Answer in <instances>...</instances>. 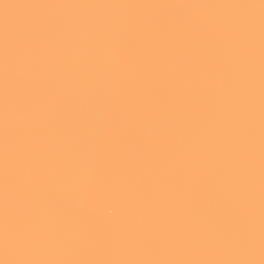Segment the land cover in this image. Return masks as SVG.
I'll list each match as a JSON object with an SVG mask.
<instances>
[{"label": "bare ground", "instance_id": "bare-ground-1", "mask_svg": "<svg viewBox=\"0 0 264 264\" xmlns=\"http://www.w3.org/2000/svg\"><path fill=\"white\" fill-rule=\"evenodd\" d=\"M262 260L261 0H0V264Z\"/></svg>", "mask_w": 264, "mask_h": 264}, {"label": "snow or ice", "instance_id": "snow-or-ice-1", "mask_svg": "<svg viewBox=\"0 0 264 264\" xmlns=\"http://www.w3.org/2000/svg\"><path fill=\"white\" fill-rule=\"evenodd\" d=\"M262 6H264V0H261ZM115 193L113 190L106 186V185H98L93 191H92V208L93 211L99 213L103 210V207L105 203L111 199ZM236 264H254V262H236ZM260 264H264V260L260 262Z\"/></svg>", "mask_w": 264, "mask_h": 264}]
</instances>
